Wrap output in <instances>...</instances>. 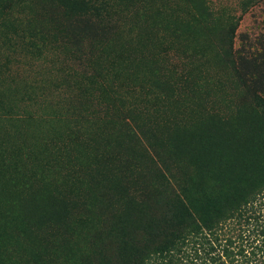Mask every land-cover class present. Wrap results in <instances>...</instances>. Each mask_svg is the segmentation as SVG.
<instances>
[{"label":"rangeland","instance_id":"374dc122","mask_svg":"<svg viewBox=\"0 0 264 264\" xmlns=\"http://www.w3.org/2000/svg\"><path fill=\"white\" fill-rule=\"evenodd\" d=\"M5 1L0 264H81L105 196L95 176L125 156L144 164L138 136L159 150L190 141L182 167H204L220 118L248 100L228 53H264V0H102L82 17L58 0ZM63 196L84 219L49 231Z\"/></svg>","mask_w":264,"mask_h":264},{"label":"trees","instance_id":"16d2710c","mask_svg":"<svg viewBox=\"0 0 264 264\" xmlns=\"http://www.w3.org/2000/svg\"><path fill=\"white\" fill-rule=\"evenodd\" d=\"M58 2L74 17L104 5L102 0ZM228 55L243 74L248 100L232 118L217 122L210 139L216 146L211 143L198 161L204 167H182L190 141L177 137L159 150L138 136L144 164L125 156L95 176L105 196L81 264H264V53L231 47ZM77 198H60L47 219L49 231L69 230L74 219H84L74 214L83 203ZM49 237L39 234L42 241Z\"/></svg>","mask_w":264,"mask_h":264}]
</instances>
